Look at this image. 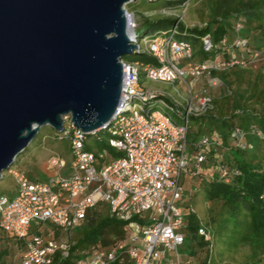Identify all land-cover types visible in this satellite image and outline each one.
<instances>
[{"label": "built area", "instance_id": "1", "mask_svg": "<svg viewBox=\"0 0 264 264\" xmlns=\"http://www.w3.org/2000/svg\"><path fill=\"white\" fill-rule=\"evenodd\" d=\"M236 26L240 28L242 23ZM179 29L177 23L142 37L136 30L133 34L137 49L153 55L156 63L124 60L122 106L103 128L108 129L107 141L119 156L107 149H87L90 135L75 127L70 115H64L63 130L56 138L69 142V169L65 170L67 160L54 153L48 167L55 174L49 180L32 178L21 169L11 170L17 188L13 196H0V228L24 242L25 251L16 264H52L55 256L69 257L72 240L57 236L53 227L71 234L99 204L120 219L131 221L138 216L143 223H130L126 240L113 247L97 246L76 264H195L182 253L186 215L195 212L192 206H185L191 199L186 198L185 180L203 171L207 154L203 149L196 155L192 173L187 136L192 117L216 108L213 95L206 88L196 90V86L201 79L211 85L221 83L219 71L249 65L259 50L254 49L249 58L232 55L196 60L193 42L179 37ZM245 42L240 35L222 39L232 49H243ZM203 44L207 51L214 50L210 34L203 36ZM146 79L172 83L177 94L150 88L145 85ZM248 133L264 139L256 123L247 129L237 125L233 136L239 147H245ZM218 138V133L213 137L202 135L199 144L217 149ZM223 175L227 176L228 170L224 169ZM194 189L196 192L198 187ZM47 224L51 226L48 231L32 233V229L41 230ZM199 234L212 251V230L202 224ZM200 264H212L211 257Z\"/></svg>", "mask_w": 264, "mask_h": 264}, {"label": "water", "instance_id": "2", "mask_svg": "<svg viewBox=\"0 0 264 264\" xmlns=\"http://www.w3.org/2000/svg\"><path fill=\"white\" fill-rule=\"evenodd\" d=\"M130 1L0 0V179L41 126L91 135L121 109Z\"/></svg>", "mask_w": 264, "mask_h": 264}, {"label": "trees", "instance_id": "3", "mask_svg": "<svg viewBox=\"0 0 264 264\" xmlns=\"http://www.w3.org/2000/svg\"><path fill=\"white\" fill-rule=\"evenodd\" d=\"M185 2L186 0H164V3L159 7L177 8L183 6ZM209 2L211 19L204 22V25L189 26L180 20L178 15L172 14L158 17L142 15L143 20L139 25L145 26V29L142 35L139 34L137 31L139 25L136 22L137 35L142 37L179 23L178 36L193 42L196 60L216 57L230 58L232 55L249 58L250 53L257 49L253 44L254 41L251 40V29H260L264 42V0H209ZM237 22L242 23L240 28L236 26ZM206 34H210L213 39L215 47L212 51H207L204 48L203 36ZM225 35L230 38L237 35L242 36L246 41L245 46L243 49L228 48L222 43ZM197 56L199 58H196ZM123 59L141 63H156V58L153 55L139 49H136V53L125 54ZM244 68V66L236 65L219 71L218 74L223 80L231 83L230 76L234 72L238 74L239 80H243L240 71L243 72ZM144 80L145 77L142 73L140 81ZM248 82L250 89L246 90L247 93H239L238 99H233L234 97L228 93L222 98L215 99L216 108L213 111L192 117L187 143L192 149L193 158L205 149L207 154L204 162L205 169L199 173L201 183L204 184V194L207 200L222 203L220 210H216L211 216V224L214 229L211 230L216 238L217 236L222 237L228 244L226 248L229 246L231 249H237L241 245L249 243L259 249L261 254H264V154L262 150L264 139L248 133L244 140L245 147H239L233 136L235 126L240 125L247 129L252 123H256L264 132V110L257 111L248 108V103L252 99L264 104V89L259 87L258 81L250 79ZM194 125L198 126L197 130L192 128ZM216 133L219 135L218 147L226 148L229 151L220 160L216 159L217 149L215 146L204 147L199 144L202 135L213 137ZM108 137V129L102 130L98 135H90L87 149H91L93 144L95 146L93 149L98 152L107 149L114 156H119L120 153L109 145ZM60 141L68 142L66 139ZM210 160H214V162L210 164ZM224 169L228 170L227 176L223 175ZM99 206H103V204L91 208L80 226L74 230L78 234V238L76 241L72 240L71 255L67 258L55 256L52 264H76L79 258L97 246L108 247L126 240L127 226L130 223H143V220L138 216H135L131 221L120 219L112 215L108 207L99 212ZM186 219V242L182 250L184 258L192 260V257L196 255L197 247H202L206 248L208 253L200 263H206L211 257L212 264H215L212 252L208 248V242L199 234V229L203 224L200 217L196 212H191L186 215ZM50 228L51 226L47 224L41 230L32 229V233L45 232ZM57 235L59 234L57 233ZM16 240L24 245L22 240ZM6 253V248L2 247L0 264H7L2 261ZM192 261L195 264H200Z\"/></svg>", "mask_w": 264, "mask_h": 264}, {"label": "rangeland", "instance_id": "4", "mask_svg": "<svg viewBox=\"0 0 264 264\" xmlns=\"http://www.w3.org/2000/svg\"><path fill=\"white\" fill-rule=\"evenodd\" d=\"M132 1L126 3V7L130 12L133 13L135 23L137 22L138 25L143 20L142 15H148L149 17H158L165 14L181 15L183 21L189 26L204 25V22L211 19L209 0H186L183 6H179L177 8H163L164 6L159 7L164 3V0H157L153 2L148 0H134L133 3ZM131 6H133L135 9ZM164 9H166L167 12H165ZM144 29L145 26L143 25H139L137 27V31L141 35L143 34ZM251 30V40L254 41V43H252L259 50V55L252 62H250L249 65L245 66L243 72L240 71L243 80H239L237 78L238 74L236 72L232 73L230 76L231 83L222 80V82L219 84L211 85L208 84V81L206 79H201L196 86V90L200 91L206 88L213 95L214 99L222 98L223 96L228 95V93L229 95H231V97H234L233 99H238L239 93H247L246 90L250 89V86L248 87V81L250 79L258 81L259 87L261 89H264L263 34L262 31L258 28ZM142 43L144 44L143 40ZM196 58L199 57L197 56ZM145 85L158 91L177 94V90L174 88L173 84L169 82L146 79ZM248 108H253L257 111H263L264 104L260 103L256 99H252L248 103ZM192 128L197 130L198 126L194 125ZM57 132L58 131L50 124L41 126L39 132L37 133V136L28 145V147L18 155L11 168L4 171L3 177L0 179V196H12L13 190L17 188V184L11 170L21 169L27 172V174H29L30 176L39 177L42 180H49L50 177L55 174V172L48 167V161L51 155L61 152L60 145L58 144L59 140L56 138ZM94 147L95 146L92 144L91 149H93ZM262 150L264 154V144H262ZM187 152L191 155L192 160L190 171L194 173L195 160L192 156L193 152L189 145H187ZM228 152L229 151L226 148H221L219 146L217 148L216 159H222L224 155L226 156L228 154ZM212 162H214V160H210V164ZM200 176V174L192 175L190 178H187L185 180V188L188 191L186 198L191 197V199L186 201L185 206H192L197 215L200 217L202 223L207 225L210 229L214 230L211 224V216L214 215V212L216 210H220L222 203L207 200L206 195L204 194V184L201 183ZM195 186L198 187L196 192L194 189ZM106 208V205L99 206L98 211L100 212V210H105ZM53 229L56 230V234L58 233L59 235L57 236L59 237H67L74 241H76L78 238V234L75 233V231L71 232L70 234L63 232L62 230H58L54 227ZM216 239L219 241H217ZM0 241L2 247L6 248L7 250V253L2 258V261L6 262L7 264H14L16 262H19L25 251V246L21 242L17 241L13 235L5 234L1 228ZM224 241L225 240L222 237L220 238V236H217L216 238L213 233V246L211 252L215 264H264V254H261L259 252V249H257L252 244L245 243L237 249H231L228 246L227 249L226 246L228 244H226ZM114 245L116 244L110 245L108 247H113ZM207 253L208 250L206 248L197 247L196 255L192 257V260H194V262L196 263H200L205 259Z\"/></svg>", "mask_w": 264, "mask_h": 264}, {"label": "crops", "instance_id": "5", "mask_svg": "<svg viewBox=\"0 0 264 264\" xmlns=\"http://www.w3.org/2000/svg\"><path fill=\"white\" fill-rule=\"evenodd\" d=\"M58 144L60 145V148H61V152H58V154H60L62 157H64L66 160H67V169H65V170H68L69 169V165H70V160H71V153H70V149H68V147H69V142H67V141H60L59 140V142H58ZM54 175V174H53ZM52 175V176H53ZM51 176V177H52ZM32 178H37V179H40L39 177H35V176H31ZM50 177V178H51ZM15 192H16V189H14L13 190V195L15 194ZM12 195V196H13ZM16 263H18V262H16ZM16 263H14V264H16Z\"/></svg>", "mask_w": 264, "mask_h": 264}]
</instances>
